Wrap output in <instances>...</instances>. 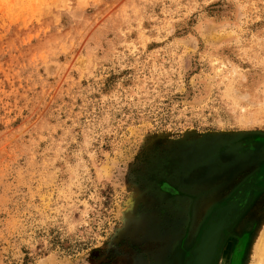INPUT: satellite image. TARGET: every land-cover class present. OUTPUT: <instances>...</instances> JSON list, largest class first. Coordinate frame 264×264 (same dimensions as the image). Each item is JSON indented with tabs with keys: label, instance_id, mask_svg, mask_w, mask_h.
<instances>
[{
	"label": "clouds",
	"instance_id": "1",
	"mask_svg": "<svg viewBox=\"0 0 264 264\" xmlns=\"http://www.w3.org/2000/svg\"><path fill=\"white\" fill-rule=\"evenodd\" d=\"M243 125L264 0H0V264H89L138 144Z\"/></svg>",
	"mask_w": 264,
	"mask_h": 264
},
{
	"label": "rangeland",
	"instance_id": "2",
	"mask_svg": "<svg viewBox=\"0 0 264 264\" xmlns=\"http://www.w3.org/2000/svg\"><path fill=\"white\" fill-rule=\"evenodd\" d=\"M150 135L151 141L138 144L128 161L123 177L127 197L119 219L100 232L98 246L88 252L89 264H185L206 213L225 193L247 184L262 190L253 191L252 205L228 236L217 264L264 260L259 251L264 236V127L193 126ZM163 185L175 193H166Z\"/></svg>",
	"mask_w": 264,
	"mask_h": 264
},
{
	"label": "water",
	"instance_id": "3",
	"mask_svg": "<svg viewBox=\"0 0 264 264\" xmlns=\"http://www.w3.org/2000/svg\"><path fill=\"white\" fill-rule=\"evenodd\" d=\"M261 190L262 189L256 186L255 184L254 185L247 184L243 186L239 191H237L234 197L231 198L229 201H227V203L214 206L213 209L210 211L209 215L207 216V218L205 219V222L199 234V241L197 242L195 247L190 251V256L187 258L185 264H195L197 257L200 254V251L207 244V241L209 243V238L212 234L213 229H215L216 226L219 225L218 222L226 216L224 225H222L223 231H221L220 237L214 243L215 244L214 253L211 259H209V264H216L220 251L228 235L231 233L234 223L237 221L240 214L242 213L239 211L241 210L243 211L245 207L250 203L253 197V193H254L253 191H261ZM240 196L245 198V201L242 203L238 201ZM236 205L238 206V208L234 212V214L230 217L229 213L231 209L233 208V206H236Z\"/></svg>",
	"mask_w": 264,
	"mask_h": 264
},
{
	"label": "bare ground",
	"instance_id": "4",
	"mask_svg": "<svg viewBox=\"0 0 264 264\" xmlns=\"http://www.w3.org/2000/svg\"><path fill=\"white\" fill-rule=\"evenodd\" d=\"M233 209H234V207H233ZM235 209H237V208H235ZM224 221L220 220V222H218L219 225H217L216 228L213 229L212 234H211V236L209 238V243L207 241V244L200 251V254L197 257V260H196L195 264H209V259H211L212 255L214 253V245H215L214 243L220 237L221 231H223L222 230V225H224ZM262 240H263V246L259 250L261 254L264 253V236L262 237L261 241ZM259 259H261V258H259Z\"/></svg>",
	"mask_w": 264,
	"mask_h": 264
},
{
	"label": "flooded vegetation",
	"instance_id": "5",
	"mask_svg": "<svg viewBox=\"0 0 264 264\" xmlns=\"http://www.w3.org/2000/svg\"><path fill=\"white\" fill-rule=\"evenodd\" d=\"M243 187V186H242ZM242 187H239V188H237V189H235V191H233V193L231 194L230 193V191H228L227 192V194L225 193L223 196H222V202L221 203H218V204H216V205H222V204H224V203H227V201H229L231 198H233L234 197V195L236 194V192L237 191H239ZM163 190L167 193H175V189L173 188V187H171V186H168V185H163ZM229 194H231L229 197L227 196V195H229ZM221 199V198H220ZM238 201L240 202V203H242V202H244L245 201V198H243L242 196H240V198L238 199ZM252 201V200H251ZM250 201V203L245 207V209L242 211H239V212H242L241 214H240V216H239V218L237 219V221L234 223V225H233V227H232V230L235 228V226L237 225V223L244 217V215L247 213V211H248V209H249V207L252 205V202ZM215 205V206H216ZM214 207V206H213ZM213 207L206 213V215H205V219L207 218V216L209 215V213H210V211L213 209ZM205 219H204V221H203V223H202V225H201V227H200V232H201V229H202V227H203V224H204V222H205ZM232 230H231V232H232ZM200 234V233H199ZM230 235V234H229ZM228 235V236H229ZM228 238V237H227ZM199 241V236H198V239H197V242ZM226 241H227V239H226ZM225 241V242H226ZM197 242H196V244H197ZM195 244V245H196ZM195 245H194V247H195ZM224 245H225V243H224ZM224 245H223V247H224ZM193 247V248H194ZM223 247H222V249H223ZM192 248V249H193ZM191 249V250H192ZM222 249H221V251H220V254H221V252H222ZM220 254H219V256H218V259H219V257H220ZM190 256V253H189V255L187 256V258ZM187 258H186V260H187ZM218 259H217V262H218ZM217 262H216V264H217ZM185 263H186V261H185Z\"/></svg>",
	"mask_w": 264,
	"mask_h": 264
}]
</instances>
